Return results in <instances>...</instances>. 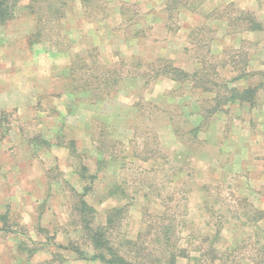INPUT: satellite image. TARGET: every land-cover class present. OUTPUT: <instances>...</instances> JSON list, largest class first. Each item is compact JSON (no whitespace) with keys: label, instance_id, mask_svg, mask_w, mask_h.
<instances>
[{"label":"rangeland","instance_id":"1","mask_svg":"<svg viewBox=\"0 0 264 264\" xmlns=\"http://www.w3.org/2000/svg\"><path fill=\"white\" fill-rule=\"evenodd\" d=\"M169 1L44 0L29 13L30 0H20L15 18L0 27V111L13 112L0 142V264H102L64 248L77 243L92 252L70 190L82 192L90 181L84 200L96 224L111 207L124 209L110 240L127 260L168 264L170 253L171 264H264V0ZM49 4L61 8L60 18L49 17ZM248 14L257 30L246 27ZM157 57L188 72L204 58L224 81L244 70L230 86L259 84L257 98L204 120L201 102L214 92L137 77L152 75L146 63ZM72 62L81 65L74 74ZM106 68L122 81L93 99L82 85L98 84ZM101 128L122 144L97 172L92 138ZM154 134L160 151L132 156ZM70 139L76 157L62 146ZM79 164L97 176L84 183ZM138 235L140 253L124 244Z\"/></svg>","mask_w":264,"mask_h":264},{"label":"trees","instance_id":"2","mask_svg":"<svg viewBox=\"0 0 264 264\" xmlns=\"http://www.w3.org/2000/svg\"><path fill=\"white\" fill-rule=\"evenodd\" d=\"M44 0H30V2L23 6L29 13H35V5H38L40 3H43ZM184 0H170L169 4H180L183 5ZM20 0H0V27L4 26L7 22L13 20L16 16V12L19 9ZM34 4V5H33ZM168 4V5H169ZM49 14V17L51 19L54 18H60L62 15L61 8L59 7H53L51 4L47 6L46 9ZM244 12H241L243 14ZM242 19L246 22V27L248 30H257L259 28V24L254 18V16L248 14L245 16H242ZM39 31H36L35 35H37ZM88 57L91 59V63L95 65L96 57L88 54ZM81 61V65L88 71L92 70V68H87V64H84V61L82 59H79ZM79 61V62H80ZM83 62V63H82ZM141 60H137L136 63H134V66L137 68L141 67ZM199 64V68H196L193 72H188L178 66H176L172 60L170 59H164L161 57H157L154 61L146 63V66L150 67L151 74H138V78H144L146 80L149 79H158V77H163L166 79H169L170 81L174 83L183 84L186 82L192 83L193 87L200 90L201 92H208V93H215V96L210 99L209 101H206L204 103L201 102L200 105V115L202 119H207L212 114H215L217 111L220 110V108L228 103H247V104H253L257 98V91L260 88V85L256 86H249L245 89H238L235 86H230V83L241 79L246 76V73L244 70L240 71L234 78L231 80H220L218 78V74L216 71L217 66H212L209 64V62L204 58H199L197 61ZM143 64V63H142ZM70 71L74 74L73 71H76L79 66H81L79 63L76 64L72 62L70 64ZM217 65V64H216ZM225 64H222L224 66ZM233 66L235 64H232ZM76 73V72H75ZM135 77V76H134ZM147 77V78H145ZM123 79H125L123 77ZM122 81V77L117 74H113L110 68H106L105 71L102 73L101 80L98 84L91 86L92 84L89 83V81L86 79L84 84L82 85V88L88 89L90 91L91 96L93 99H103L106 96H109L111 93V90L118 88V84ZM85 86V87H84ZM90 86V87H89ZM135 106L139 110L141 108V105L139 104V101L136 100L134 102ZM156 105H152V108H155ZM12 116L13 112H9L6 110L0 111V142L8 135L11 129L12 124ZM199 125H197L194 130L198 129ZM107 126V131H108ZM21 131V130H20ZM106 133L104 131V128H101L99 132L96 134L95 138H92V145L93 148L97 151L99 154L98 158L95 159L96 164V171H100L104 164H107L109 160L115 159L117 156V152H114L115 144H119V142L122 144L121 140L117 137L115 138H109L106 139ZM153 141L152 142H145L144 143V150L139 151L136 148L131 149L132 156L140 158L141 160L146 159V153L147 151H154L159 152V144L157 141V136L154 134L152 136ZM40 144H42L44 147L50 146V141L46 139H39L38 141ZM151 143V144H149ZM62 146H65L69 152L70 155L76 157L78 155L77 147L75 144V141L73 139L68 140L65 144H62ZM112 149V150H111ZM116 154V155H115ZM87 168L84 165L79 164L78 169V175L81 181L85 183V180L89 179L92 180L97 176L96 174H89L87 175ZM91 182V181H90ZM89 182V183H90ZM89 183L84 184L82 187V192L77 191L73 187L70 188V190L73 192V195L76 196L75 202L72 204L73 212H76V215L78 217V220L81 224V236L82 240L84 241V245H89L92 248V252L90 254H86V252L83 251L79 247V245L76 244H70L69 246H64V248L72 250L74 253H76L79 257H81L84 260L88 261H99L102 264H147L144 262H134L127 260L124 255L120 252V247L114 246L110 240V231L120 222L122 214H123V207L121 206H114L111 207L106 215H105V222L104 224H96L95 223V209L92 205H90L88 202L84 200V195L86 194V191L89 188ZM114 188L120 189L121 182L120 183H114ZM115 191V190H114ZM112 190H109L110 192H113ZM123 195V194H122ZM0 220L2 221L3 225H6V215L3 214L0 216ZM162 229H164L162 232L164 234V237L166 238L171 230L170 226H161ZM4 229H8L7 226H4ZM141 235H138V238L136 240L128 239L124 242L126 243V246L129 247L130 251L136 250L137 253H140V247H137V243L141 241ZM168 239V238H166ZM168 241V240H166ZM142 243L144 240L141 241ZM87 243V244H86ZM164 252L168 253L166 250ZM169 259L168 264H171L174 259V254L168 253ZM151 264V263H149ZM154 264V262L152 263Z\"/></svg>","mask_w":264,"mask_h":264},{"label":"crops","instance_id":"3","mask_svg":"<svg viewBox=\"0 0 264 264\" xmlns=\"http://www.w3.org/2000/svg\"><path fill=\"white\" fill-rule=\"evenodd\" d=\"M8 23V22H7Z\"/></svg>","mask_w":264,"mask_h":264}]
</instances>
